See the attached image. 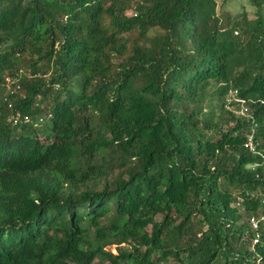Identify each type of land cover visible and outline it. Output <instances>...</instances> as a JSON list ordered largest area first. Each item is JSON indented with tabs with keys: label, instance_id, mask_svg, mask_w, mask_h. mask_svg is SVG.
I'll list each match as a JSON object with an SVG mask.
<instances>
[{
	"label": "trees",
	"instance_id": "trees-1",
	"mask_svg": "<svg viewBox=\"0 0 264 264\" xmlns=\"http://www.w3.org/2000/svg\"><path fill=\"white\" fill-rule=\"evenodd\" d=\"M245 1L0 0V89L20 85L0 264H264V0Z\"/></svg>",
	"mask_w": 264,
	"mask_h": 264
},
{
	"label": "rangeland",
	"instance_id": "rangeland-1",
	"mask_svg": "<svg viewBox=\"0 0 264 264\" xmlns=\"http://www.w3.org/2000/svg\"><path fill=\"white\" fill-rule=\"evenodd\" d=\"M133 1H136V0H133ZM215 1H216L217 13L219 15L226 14V13H230L231 15H236L237 13H239L241 11H246L250 17H253V15H252L253 6H251V4L245 0H227L223 4H222V0H215ZM153 33H154V31H151L149 34H153ZM38 67H40L42 69V71H41L42 74L44 73L45 75H48L46 69L43 68L41 66V64H38ZM27 69H28L27 66L24 65V66H22V69L20 71L23 75H28L29 70H27ZM5 94L6 93H5V90L3 87L0 89V103L2 101L1 99L4 97ZM226 100L228 101V103L230 101H233L231 92L228 94V97ZM210 105H212L211 101H207L205 103V107H210ZM245 107H247V106L243 102H241L239 104H227L225 106V108L227 110L231 111L235 115V117H245V115L247 114V110H245L246 109ZM159 219H160V215L156 216V220H159ZM147 229L148 230L150 229V225L147 226ZM89 234L93 235V231H90ZM119 247H120V249L129 248V246L125 243H120V244L112 243V244L106 245L104 247V249H106L107 251H109L113 254H117ZM94 264H106V261L101 260L100 258H96L94 260ZM131 264H133V263H131Z\"/></svg>",
	"mask_w": 264,
	"mask_h": 264
},
{
	"label": "built area",
	"instance_id": "built-area-1",
	"mask_svg": "<svg viewBox=\"0 0 264 264\" xmlns=\"http://www.w3.org/2000/svg\"><path fill=\"white\" fill-rule=\"evenodd\" d=\"M19 74H22L21 71H19ZM4 90L6 94H11L13 95L14 93H17L18 90L20 89V85H19V78H15V77H10V76H6L4 79ZM8 100V99H7ZM8 107L11 110V102L7 103ZM247 110V107H245ZM9 121H11L13 124H16L18 122H30L29 117L27 116H22L20 112L16 111V112H12L11 110V115L8 117ZM250 144V143H249ZM250 146H252L250 144ZM252 221H254V219H252Z\"/></svg>",
	"mask_w": 264,
	"mask_h": 264
},
{
	"label": "clouds",
	"instance_id": "clouds-1",
	"mask_svg": "<svg viewBox=\"0 0 264 264\" xmlns=\"http://www.w3.org/2000/svg\"><path fill=\"white\" fill-rule=\"evenodd\" d=\"M251 222H252V223H256V221H252V220H251ZM254 225H255V224H254Z\"/></svg>",
	"mask_w": 264,
	"mask_h": 264
}]
</instances>
